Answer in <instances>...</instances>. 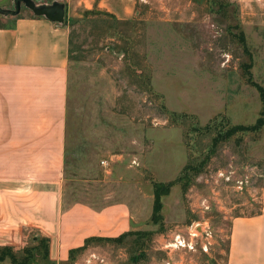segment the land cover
<instances>
[{
    "label": "rangeland",
    "instance_id": "obj_1",
    "mask_svg": "<svg viewBox=\"0 0 264 264\" xmlns=\"http://www.w3.org/2000/svg\"><path fill=\"white\" fill-rule=\"evenodd\" d=\"M33 1L63 3L70 30L64 204L139 208V233L94 242L67 264L223 263L233 219L264 206V128L214 153L211 136L189 131L217 115L230 126L260 117L264 0ZM19 9L0 0V25L33 14ZM169 113L194 119L179 125ZM187 164L197 169L154 215V183L175 180ZM34 235L25 248L39 246L45 264Z\"/></svg>",
    "mask_w": 264,
    "mask_h": 264
},
{
    "label": "crops",
    "instance_id": "obj_2",
    "mask_svg": "<svg viewBox=\"0 0 264 264\" xmlns=\"http://www.w3.org/2000/svg\"><path fill=\"white\" fill-rule=\"evenodd\" d=\"M70 57L68 25L33 14L0 25V248L24 249L33 232L34 243L49 242L45 264H67L91 238L139 230L129 203L64 204ZM219 264H264V206L233 219Z\"/></svg>",
    "mask_w": 264,
    "mask_h": 264
},
{
    "label": "trees",
    "instance_id": "obj_3",
    "mask_svg": "<svg viewBox=\"0 0 264 264\" xmlns=\"http://www.w3.org/2000/svg\"><path fill=\"white\" fill-rule=\"evenodd\" d=\"M196 1V0H193ZM91 12V11H90ZM107 15L111 16V14L107 13ZM115 19V22L119 24L121 20H118L114 16H112ZM241 41L245 44L244 48L247 51V45H246V39L244 35L242 34L240 36ZM247 69H249V66H247ZM248 71V70H247ZM262 95V100H263V105H264V92L261 93ZM169 119L173 123H177L179 125L186 124V121H192L194 117H191L190 115L187 114H179V113H169ZM264 128V107L261 112L260 117L254 124L250 125H235V126H230L227 118L224 115H217L214 117L205 127H200L197 126L196 123H192L191 129H190V134L191 133H197L199 132L200 134L204 135H209L211 136V153H214L216 148L221 144L226 141H229L232 139L234 136H246L250 134H258L259 132L262 131ZM190 145V144H189ZM190 148V147H189ZM192 151V148H190ZM210 154V153H209ZM210 157V155H209ZM205 164V163H204ZM197 169L193 165L187 164L184 169L182 170L181 176L176 178L173 181L169 182H155L154 183V188H155V209H154V215L157 214V212L160 210L161 207V198L163 195H166L167 193L170 192L171 188L181 182H184V180L187 178V174L189 170H194ZM139 232H131L124 234L118 238L112 239V238H91L86 241V245L78 250H73L71 252V258L70 260L73 261L74 255L76 253H80L84 251L88 246L94 242H99V241H119V240H125L127 236H130L132 234H137ZM37 242H39V245L43 247L44 249V259H46L48 255V250H49V242L47 239H40L37 238ZM39 246H34V247H26L24 250L21 252V256L12 248L5 247V248H0V261H4L6 259H10L14 264H31V260L35 256H39V251L38 249Z\"/></svg>",
    "mask_w": 264,
    "mask_h": 264
},
{
    "label": "water",
    "instance_id": "obj_4",
    "mask_svg": "<svg viewBox=\"0 0 264 264\" xmlns=\"http://www.w3.org/2000/svg\"><path fill=\"white\" fill-rule=\"evenodd\" d=\"M18 9L21 3H24L27 8H29L35 16L45 17L48 20L63 24L66 19V8L63 3L55 2L51 5L38 6L33 0H16ZM20 10V9H19ZM19 10L16 14L19 13Z\"/></svg>",
    "mask_w": 264,
    "mask_h": 264
},
{
    "label": "built area",
    "instance_id": "obj_5",
    "mask_svg": "<svg viewBox=\"0 0 264 264\" xmlns=\"http://www.w3.org/2000/svg\"><path fill=\"white\" fill-rule=\"evenodd\" d=\"M103 164H105V165H106L107 163H106V162H103Z\"/></svg>",
    "mask_w": 264,
    "mask_h": 264
}]
</instances>
